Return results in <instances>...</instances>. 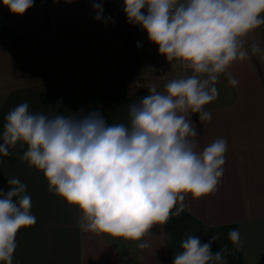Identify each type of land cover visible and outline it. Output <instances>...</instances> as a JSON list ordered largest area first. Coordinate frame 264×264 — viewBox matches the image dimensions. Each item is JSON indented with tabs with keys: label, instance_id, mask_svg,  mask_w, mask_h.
<instances>
[{
	"label": "crops",
	"instance_id": "0c3cea01",
	"mask_svg": "<svg viewBox=\"0 0 264 264\" xmlns=\"http://www.w3.org/2000/svg\"><path fill=\"white\" fill-rule=\"evenodd\" d=\"M96 3L103 8L100 20ZM138 37L117 0H33L23 15L0 0V134L6 114L25 102L34 113L98 111L110 124H127L129 105L148 94L135 80L167 72L157 84L163 91L168 81L191 74L165 56L136 54ZM252 41L264 48V25L249 34L245 46ZM229 72L239 84L232 87L221 75L218 98L206 106L211 120L191 116L200 150L216 139L227 141L218 191L200 199L188 194L180 216L154 225L143 238L148 248L137 246L142 241L83 230L80 210L49 192L43 172L21 159L23 142L10 148L11 155L0 154V189L7 192L8 179L19 178L36 217L17 233L13 264H173L189 235L202 243L218 235L211 251L226 249L227 264H264V59H238ZM232 229L240 233L238 250L228 237Z\"/></svg>",
	"mask_w": 264,
	"mask_h": 264
},
{
	"label": "clouds",
	"instance_id": "9594fccd",
	"mask_svg": "<svg viewBox=\"0 0 264 264\" xmlns=\"http://www.w3.org/2000/svg\"><path fill=\"white\" fill-rule=\"evenodd\" d=\"M23 15L33 0H3ZM93 7L96 19L101 3ZM129 23L138 24L168 62L177 61L191 74L172 79L159 91L129 105V122L110 124L98 111L64 115L32 112L18 104L4 117L0 154L9 156L18 142L27 145L21 159L42 171L48 191L77 207L80 227L150 245L143 240L154 225L168 224L185 211L188 194L200 199L218 191L224 174L227 141L216 139L200 150L199 132L191 119L210 121L206 106L218 98L217 83L225 75L236 87L229 68L251 56L264 59L258 41L247 37L264 25V0H124ZM0 189V262L13 264L16 236L36 223L32 198L19 178ZM175 211L173 212V209ZM228 237L241 244L238 229ZM218 235L202 243L195 235L181 242L173 264H227L226 249L212 253Z\"/></svg>",
	"mask_w": 264,
	"mask_h": 264
},
{
	"label": "built area",
	"instance_id": "2783aa9c",
	"mask_svg": "<svg viewBox=\"0 0 264 264\" xmlns=\"http://www.w3.org/2000/svg\"><path fill=\"white\" fill-rule=\"evenodd\" d=\"M117 2L119 5L124 6V0H117ZM136 29L139 37L134 41L135 53L155 58L163 57L164 55H161L158 51V46L149 40L146 31L142 30V28L138 24H136ZM168 77L169 76L167 72L159 71L152 75L151 78L146 81L135 80L134 85L136 87H145L148 89L151 84H159L160 82L166 80Z\"/></svg>",
	"mask_w": 264,
	"mask_h": 264
},
{
	"label": "rangeland",
	"instance_id": "374dc122",
	"mask_svg": "<svg viewBox=\"0 0 264 264\" xmlns=\"http://www.w3.org/2000/svg\"><path fill=\"white\" fill-rule=\"evenodd\" d=\"M147 63V62H146ZM151 78V77H150ZM146 80H148V78H146L145 80H141V81H146Z\"/></svg>",
	"mask_w": 264,
	"mask_h": 264
}]
</instances>
